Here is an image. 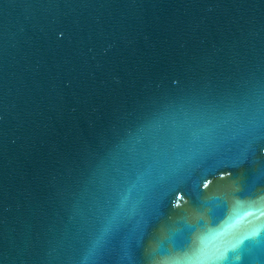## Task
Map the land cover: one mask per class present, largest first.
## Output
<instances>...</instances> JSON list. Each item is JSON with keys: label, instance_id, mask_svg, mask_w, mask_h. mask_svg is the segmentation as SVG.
Segmentation results:
<instances>
[{"label": "water", "instance_id": "95a60500", "mask_svg": "<svg viewBox=\"0 0 264 264\" xmlns=\"http://www.w3.org/2000/svg\"><path fill=\"white\" fill-rule=\"evenodd\" d=\"M262 213L264 0H0V264H264Z\"/></svg>", "mask_w": 264, "mask_h": 264}, {"label": "snow or ice", "instance_id": "6c2138e0", "mask_svg": "<svg viewBox=\"0 0 264 264\" xmlns=\"http://www.w3.org/2000/svg\"><path fill=\"white\" fill-rule=\"evenodd\" d=\"M262 215H264V213H262ZM256 234H257L256 232H253L250 234V236H254ZM248 238L249 237H245L244 239L240 240L238 243L243 244L245 242V240ZM196 264H224V262L221 259H205V260H200V261L196 262Z\"/></svg>", "mask_w": 264, "mask_h": 264}]
</instances>
